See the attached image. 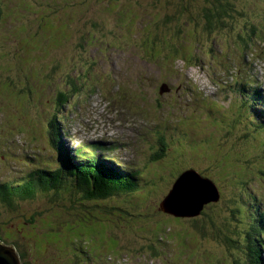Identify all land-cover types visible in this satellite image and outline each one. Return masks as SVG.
<instances>
[{"label": "rangeland", "instance_id": "obj_1", "mask_svg": "<svg viewBox=\"0 0 264 264\" xmlns=\"http://www.w3.org/2000/svg\"><path fill=\"white\" fill-rule=\"evenodd\" d=\"M167 1L175 0H0V182L20 183L38 163L57 158L54 151L47 155L48 133L57 134L48 129V123L62 113L72 118L73 122L62 126L75 147L86 143L108 148L115 141L122 151L113 155L138 166L143 176L135 182L140 193L129 187L98 202L71 201L72 193H63L65 186L57 199L46 196L52 189L39 191L33 202L14 198V206L0 204V244L13 245L24 264H71L73 247L67 241L82 245L77 237L86 241L82 247L74 245L83 252L75 254L91 256L89 264H212L214 259L215 264H223V245L232 246L226 239L238 233L232 224L240 219L236 199L244 193L241 183L249 180L246 174L253 177L248 182L253 189L247 211L257 216L259 201L264 199V186L259 189L264 184V131L255 127L243 104H252L250 97L255 94L248 96L240 77L238 84L230 83L233 73L226 68L233 70L237 65L241 76L246 73L244 78L250 76L264 86V32L254 37L249 50L216 35L200 49L203 55L198 60L180 49L177 54L172 50L164 54L170 42L157 40L168 28L154 25L165 12L161 10L169 8ZM241 1L238 6L253 14V23L264 31V0ZM238 18L235 30L247 24L243 16ZM183 32L182 39L166 34L174 48L185 44L191 50L194 41L202 39L193 23ZM79 38H86L83 47ZM244 54L252 65L245 63ZM183 61L194 66L185 67ZM70 81L78 82L80 90ZM221 81L237 85L240 100L223 95L233 87L218 90L216 83ZM167 84L168 92L162 93ZM61 91L71 97L55 111L56 93ZM203 98L209 105H198ZM167 124H174L177 132L174 149L167 140L165 145L158 141V133H164ZM86 137L89 140L84 142ZM60 139L70 148L61 134ZM86 149L78 150L82 157ZM37 151L42 159L31 155ZM189 169L201 170L220 191V196L211 194L207 200L213 203L203 207V217L213 216L221 226L212 221V227H207L201 237L209 243L204 251L187 231L202 224L201 214L183 218L179 226L176 217L163 209L170 189L181 178L187 179ZM62 194L65 197H59ZM167 226L172 232L162 233ZM42 236L43 250H39ZM49 240L58 242L46 253ZM235 240V252L244 259L247 243L241 247L243 241ZM248 243L260 248L262 242ZM149 247L158 250L150 252ZM90 249L101 256L94 257ZM111 253L116 256L107 257Z\"/></svg>", "mask_w": 264, "mask_h": 264}, {"label": "trees", "instance_id": "obj_2", "mask_svg": "<svg viewBox=\"0 0 264 264\" xmlns=\"http://www.w3.org/2000/svg\"><path fill=\"white\" fill-rule=\"evenodd\" d=\"M242 2L241 0H175L174 2H166L169 8L162 9L161 11H165L164 14L162 13L158 17V22L157 24L154 25V27H161V28H168L165 29V35L163 33H160L163 38H157L159 42H170L169 47L165 50H162V53H167L173 51L174 54H177L178 50H183L184 52L188 53L189 56L192 57V59H199L203 54L200 49H205L203 47L204 44L211 43L212 39L214 36L218 35L224 41L227 37H229L228 43L230 42H236L238 46H242L244 49L249 50L251 47L252 42L254 41V37H258V34L264 31H261L260 26L256 25L253 23L254 20V15L251 13H247L246 9L242 7L241 5L238 6ZM238 7V8H237ZM264 10V9H263ZM160 11V12H161ZM168 11V12H167ZM160 12H158L160 14ZM187 16V18H186ZM238 16H243L244 17V22L247 21V24L244 26H241V24L238 26V30H235V26L240 19ZM189 17V18H188ZM262 20L264 23V14L262 15ZM193 23L195 29L199 32H201L203 35H200L202 39H196L194 41L193 47L191 50H189L188 47L185 46V44L180 48L176 47L174 48L173 45H171V39L169 37H166V34H174V36H177V38H183L184 32L183 29L186 28L188 24ZM199 34H194L195 37H197ZM230 35V36H229ZM81 40L80 46H84L86 43L85 40L86 38H79L78 41ZM237 46V47H238ZM243 49V50H244ZM264 50V48H263ZM209 52V51H207ZM245 52V50H244ZM246 53V52H245ZM171 54V53H168ZM166 54V55H168ZM176 61H178L179 57H176ZM185 61H183V64ZM196 65V64H195ZM194 66V64H186L185 67H191ZM76 89L77 85L75 83ZM70 97V96H69ZM69 97L66 96V92H57L56 93V99L54 101L53 107L56 110H59L63 105H66L67 102L69 101ZM256 102H253L254 104H257L258 101L257 99H254ZM255 115V116H254ZM252 115L253 121L255 124L256 128H264V124L258 121V118L260 115L254 114ZM257 116V117H256ZM256 117V118H255ZM50 131L56 130L55 126L53 127L52 125L49 127ZM54 133V132H53ZM57 145V144H56ZM245 167V166H243ZM71 169V168H70ZM101 168H92V167H87L84 166L82 170H79V172H76L74 169L68 171V176L67 174L63 173L60 168L57 170L55 169H47V172L50 173L48 176L44 174L43 170H38L37 172L43 173V174H34L27 176L22 182L20 183H4L0 184V202L4 203L5 205L8 204V206H14L10 202L14 200V198H19L23 199L25 201L31 202L34 200V198L37 196L38 192L43 190L44 192L47 191H52L53 193L50 192L49 195H46L49 197L50 200H53L54 198L57 199V196L62 193L63 187L67 186L65 192H71L72 193V198L71 201L75 202H83L84 201H95L98 202L100 201L99 198H104L108 199L115 195V192H120V191H126L127 188H137L135 184L129 185L128 179H122L118 178V175L116 177H111L109 174L101 172ZM46 172V171H45ZM200 174L203 175L202 171ZM67 176V179H66ZM249 177L248 174H246V177ZM253 176V175H252ZM251 177V176H250ZM249 180L245 183H241V188L244 190V193L242 194L241 197H238L236 201H239L240 207L243 205L241 202V199L243 200V197L245 194L248 192L246 188L249 186V183L252 182L253 177L250 178ZM99 179V182L97 181ZM248 179V178H247ZM64 180V181H63ZM237 181V180H236ZM98 182V184H96ZM249 182V183H248ZM120 184V186H119ZM263 183H260L259 189H261V186H264ZM129 186V187H127ZM261 187V188H260ZM129 188V189H130ZM138 189V188H137ZM61 191V192H60ZM80 193V194H78ZM55 195L56 197H53L52 195ZM43 195V194H41ZM40 195V196H41ZM68 196H71L70 193H68ZM59 197H65L63 194ZM32 201V202H33ZM235 202V200H234ZM237 202H236V207H237ZM240 207H237L239 209L240 215L242 216V209ZM74 210V208L72 207ZM72 210V211H73ZM77 210V209H75ZM74 210V211H75ZM204 209L200 211L201 214V222L202 224H199L197 226H191V230H187L190 235L195 236L198 241L200 242L199 248H202L201 251H204L205 244H209L205 241L201 240V237L206 235V231L208 230L207 227H212V221H215L217 223V219L214 220L213 216L210 217H203L205 216ZM215 215V214H214ZM243 218V217H242ZM251 221L253 223H250L249 229H247L244 232L239 231L236 235L235 238L232 239L233 245L228 247L227 245H223L224 251L226 252V255L224 257V263L223 264H255L254 263V258L252 256V253H248L245 251V258L241 255H237L235 252L236 247V240L235 239H243V244L241 247H244L246 245V242L249 238H251L255 232L262 231L260 229L259 224L256 221V216L252 215L251 216ZM177 220L176 223L179 226H182L184 223L183 218L175 219ZM199 221V223H200ZM203 221L207 223L204 224ZM198 223V221H197ZM59 225H62L61 223ZM218 223L216 224V227H221L217 226ZM223 226V224H222ZM79 229H83L80 227ZM186 229V228H185ZM225 229V226H223V230ZM251 231V232H250ZM162 233L167 232L168 234L172 232V230L169 228V226L165 227ZM50 232H47L48 234ZM60 234L59 232H56ZM158 232V234H162ZM188 233V234H189ZM211 231H208V235L211 234ZM79 238V237H77ZM40 244L37 245V248L39 250H43V236L40 238ZM64 240V239H63ZM66 240V239H65ZM67 241V243H71L72 247V242L76 241ZM215 240H219L218 238L215 237ZM226 240H231L227 238ZM50 244H45V248L48 245L46 253L53 247L56 248L54 245L58 240H54L55 242H52L49 240ZM162 242H169V241H162ZM248 244V243H247ZM26 246H29L26 244ZM72 250V255L76 256V250L71 248ZM150 252H155L158 250L157 247H149ZM249 251V250H248ZM209 252V251H206ZM219 261L222 260L220 258L219 252H216ZM23 257V255H20ZM113 257L116 256L115 254L113 255L108 254L107 257ZM229 256L230 259L232 258V261H229ZM77 257V256H76ZM78 258V257H77ZM23 263V260H21ZM216 260L212 262V264H215ZM24 264V263H23ZM219 264V263H218Z\"/></svg>", "mask_w": 264, "mask_h": 264}, {"label": "water", "instance_id": "obj_3", "mask_svg": "<svg viewBox=\"0 0 264 264\" xmlns=\"http://www.w3.org/2000/svg\"><path fill=\"white\" fill-rule=\"evenodd\" d=\"M184 177L187 179L182 180L181 178L177 183L175 182L170 195L165 199L163 204V209L174 217L197 216L204 205L211 202V200H207L211 194L216 197L218 196L214 184L209 180L200 179L195 172L190 171ZM188 178L193 179L188 180ZM187 182H191L189 186L186 185ZM204 191H207L208 195H202ZM21 263V257L15 247L0 244V264Z\"/></svg>", "mask_w": 264, "mask_h": 264}, {"label": "bare ground", "instance_id": "obj_4", "mask_svg": "<svg viewBox=\"0 0 264 264\" xmlns=\"http://www.w3.org/2000/svg\"><path fill=\"white\" fill-rule=\"evenodd\" d=\"M219 84H220V82H219V83H216V87H217L218 90H219V88H218V87H219ZM253 124H254V123H253ZM119 150L122 151V148L119 147ZM21 262H22V261H21ZM21 264H23V263H21Z\"/></svg>", "mask_w": 264, "mask_h": 264}]
</instances>
